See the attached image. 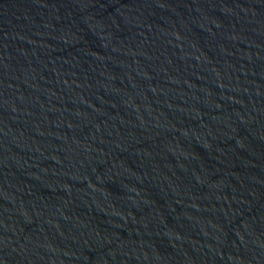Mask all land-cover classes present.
I'll list each match as a JSON object with an SVG mask.
<instances>
[{
    "label": "water",
    "instance_id": "1",
    "mask_svg": "<svg viewBox=\"0 0 264 264\" xmlns=\"http://www.w3.org/2000/svg\"><path fill=\"white\" fill-rule=\"evenodd\" d=\"M0 264H264V0H0Z\"/></svg>",
    "mask_w": 264,
    "mask_h": 264
}]
</instances>
